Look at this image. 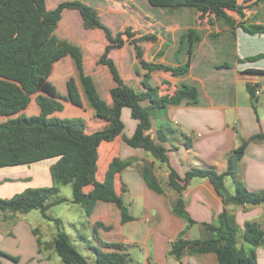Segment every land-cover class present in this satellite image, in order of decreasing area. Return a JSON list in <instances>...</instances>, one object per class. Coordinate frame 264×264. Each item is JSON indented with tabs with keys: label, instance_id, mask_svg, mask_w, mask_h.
I'll list each match as a JSON object with an SVG mask.
<instances>
[{
	"label": "trees",
	"instance_id": "16d2710c",
	"mask_svg": "<svg viewBox=\"0 0 264 264\" xmlns=\"http://www.w3.org/2000/svg\"><path fill=\"white\" fill-rule=\"evenodd\" d=\"M11 3L17 11H24V17L30 26V33L10 46L0 45V73H12L20 78L21 89L25 97L35 95L38 108L36 114L21 112L0 120V167L30 164L42 159L56 157L50 165L52 184L43 187H27L9 198L0 197V210L12 213H27L38 209L44 217L51 204L63 203L66 198L59 196V189L63 185L71 186V202L80 205L85 216L89 217L98 201L114 203L121 212L122 221L132 217L127 213L122 197L115 190V175L133 165L131 160H123L118 156L107 163L101 180L97 179L98 155L100 139L106 143L112 142L121 135L124 128L122 109L127 107L131 117L137 120L136 128L130 137H123L127 145L141 148L155 160L167 167V182L174 189L178 197L172 205V212L183 218L188 227L195 221L188 215L182 193L192 178L208 179L224 205L223 211L217 216L214 223H202L206 231L204 238H186V228L183 229L170 243L169 254L178 260L185 253L214 252L218 256L219 264H256L253 248L264 244V231L256 221H246L242 230L236 226L232 216L226 210L228 205L243 206L259 205L264 203V190L250 191L236 177V166L244 154L247 141L242 139L240 145L230 151L227 156L226 170L217 172L212 166L191 167L183 177L170 165L167 148L162 144L163 139L156 141L150 134V111L154 108H165L171 104H179L185 100L190 104L198 101V89L195 85L181 83L164 94H159L160 86L149 83L150 73L154 70L169 72L177 76L186 73L191 65L193 47L200 41L201 36L194 27H189L181 36L180 42L186 39L187 57L184 64L171 66L162 62H147L143 59L144 41L155 42L157 35L152 32L136 33L131 27L113 33L99 17L98 11L85 1L64 0L53 9L46 8V0H27L35 7L36 15H28L22 6L14 5L17 0H0ZM263 0H148L153 7L163 9L190 8L198 12V19L213 23V18L222 19L233 30L241 28L248 34H264V23L252 21L247 15L249 10ZM65 9H75L81 15L83 26L86 29H99L106 40L103 51L97 62L107 67L114 83L109 88L111 102L108 103L99 94L93 77L88 74L83 65V54L78 45L65 39H58L42 47L41 34L53 29L62 17ZM236 15L238 18H236ZM38 18L35 25L34 18ZM31 26H34L31 29ZM133 47L135 57L145 71H136L140 78L141 89L137 90L128 85L121 76L114 60L109 56L113 49H119L124 44ZM182 45V44H181ZM69 57L77 71L86 105L93 110V117L104 122V126L88 131L87 122L81 117H57L65 107L56 85L48 78L43 65L56 59ZM264 57V53L251 57L255 60ZM221 66H227L222 64ZM252 73L264 74V70H251ZM165 84L170 82L164 81ZM248 92L253 95L254 85H248ZM147 100V104H142ZM17 103H24V97L18 98ZM15 104H0V115L10 112ZM258 134L253 138H262ZM191 145L186 142V147ZM98 172V173H97ZM102 172V169H101ZM147 186L163 194L160 183L148 172H142ZM233 179L234 193L226 191L224 178ZM90 186L89 190H85ZM121 191L124 186L121 184ZM54 197V198H52ZM52 198L48 203L47 200ZM50 219V218H49ZM52 220V219H51ZM56 233L52 241L43 242L37 238L38 248H52L64 264H88L87 259L75 248L70 236L61 228V221L54 220ZM110 229L111 225H104L96 221L92 225L94 243L92 250L94 264H128L129 255L124 252L125 245L119 242H107L100 238L98 229ZM35 232V230H34ZM241 237L250 249L236 245L237 238ZM0 256L12 261L18 257L0 251ZM155 264V263H153Z\"/></svg>",
	"mask_w": 264,
	"mask_h": 264
},
{
	"label": "crops",
	"instance_id": "0c3cea01",
	"mask_svg": "<svg viewBox=\"0 0 264 264\" xmlns=\"http://www.w3.org/2000/svg\"><path fill=\"white\" fill-rule=\"evenodd\" d=\"M146 1L148 3V0ZM262 4L264 0L250 9L246 16L249 15L252 21L264 23V11L261 13L259 9ZM108 7L111 10L108 12L123 13V9L116 10L119 9L118 6L109 4ZM119 7L123 8L122 5ZM128 7V10H132L137 18H144L143 23L146 19L154 20L151 19L154 14L149 16L138 13L131 0ZM97 8L100 10L99 6ZM160 9L163 10L164 15L160 19H166L172 12H179L184 8ZM153 17L158 18L156 15ZM217 20H213L212 24L205 27H194L197 31L203 32V36L200 35V41L193 47L192 61L186 77L189 79L188 84L195 85L198 89L197 103L190 104L183 100L179 104H171L164 108L165 118L177 125L179 131H175L166 123V119L161 117L153 124L151 123L149 132L156 141H159V138L164 140L162 144L167 148L169 163L180 177H183L191 167L212 166L219 173L225 171L227 154L238 147L242 139H245L247 144L242 158L237 163L236 177L248 190L262 191L264 190V136L262 138L253 137L258 134L264 135V74L252 73L251 70H264V57L255 60L251 57L264 53V34L251 35L241 28L233 30L227 24L217 29L213 28ZM188 28V26L185 27L180 37ZM178 29L180 27L175 24L163 25L161 32L164 31L168 37H172ZM156 33L158 40L150 43L151 45L158 44L157 47L161 48L167 45L170 49L175 45L172 42L166 44L165 41H161L160 33ZM213 38L222 40L212 41ZM223 46H227L229 50L225 52ZM161 48H157L154 52L163 55ZM222 64H227V66H221ZM155 71L157 70L150 73V77ZM169 76L172 81L176 79L174 75ZM248 85L255 86L253 95L248 92ZM136 88L140 90L141 86ZM170 90L160 91L159 94L162 95ZM147 103V100L142 102V104ZM136 125L137 120L132 119L128 135L123 132L126 128L125 124L121 135L112 142L106 143L109 153L110 151L112 153L107 157L103 155L102 172L97 175V179L101 180L104 168L114 154L123 160L133 161L132 166L116 174L114 179L115 190L121 195L122 201H124V196H128L126 204L124 202L123 204L127 213L132 217L127 221H122L120 209L116 206L118 212L115 214L119 216L117 236L120 241L118 242L125 245V248L141 250L139 251L141 264H219L218 256L214 252L185 253L180 260L169 254L170 243L185 228L186 238H204L206 231L201 224L214 223L223 211L224 205L208 179H190L182 196L186 211L195 223L187 227L184 219L172 212V205L178 194L168 185L167 169L161 170V165L149 153L141 148L130 147L123 140V137L132 135ZM186 142L191 145L189 148L186 147ZM55 160L49 161L51 163L36 161L30 164L7 166L11 177H0V184L10 185L7 186L9 188L0 187L2 194L0 196L9 198L14 193L23 191L30 186L33 177L35 182L37 181L36 176L38 175H44L46 186H50L52 178L49 168ZM143 170L154 176L159 183V177L166 179L165 188L160 184L163 194H158L147 186L142 174ZM46 171L49 172V180ZM19 181L23 183L17 184ZM121 184L124 186V191L120 189ZM224 185L228 193H234V183L230 176L224 178ZM90 188L88 186L85 190ZM109 203L102 201L96 203L87 219L91 229L96 221L111 225L106 222L108 212L112 210ZM226 210L239 230L243 229L246 221H256L264 231V203L245 207L228 205ZM33 229L36 230L35 233L39 232V229L33 227L29 221L22 219L10 231L0 232V251L18 257L16 262L2 257L0 258L3 261L2 264H19L20 262L23 264H60L61 258L57 253L52 248L43 246L44 242L52 241L53 233H49L48 237L44 238L40 232L39 235L35 234ZM100 229L103 228L98 230ZM112 230L111 225L107 232H112ZM37 238L43 242L40 249ZM253 250L256 264H264V244L254 247ZM124 252L129 255L131 261L130 253L126 249Z\"/></svg>",
	"mask_w": 264,
	"mask_h": 264
},
{
	"label": "rangeland",
	"instance_id": "374dc122",
	"mask_svg": "<svg viewBox=\"0 0 264 264\" xmlns=\"http://www.w3.org/2000/svg\"><path fill=\"white\" fill-rule=\"evenodd\" d=\"M64 0H46V8L53 9L59 2ZM89 3L93 6L99 14L100 20L107 25L113 33L118 31H123L126 27H131L136 33H147L152 32L157 35L156 32H159L161 35V41H165L167 43H174L175 45L170 49L168 46H164V48L157 47V45L150 44L152 42L144 41L141 43L143 47V59L147 62H157L161 61L162 63L176 66L179 64H184L187 56V44L186 39H184L183 43L180 42V33L188 27H205L207 21H201L198 19V12L194 9H180L179 12H172L166 19H160L164 17L163 10L160 8L150 6L146 0H131L132 4L135 6L138 13L146 14V15H156L158 18H154L151 16V19L154 20H145L143 17H136V14L132 12V10H128L130 0H81ZM106 2V3H105ZM109 4L114 6H118L119 9L122 10L123 13L120 12H108L111 11L108 9ZM14 5L22 6L28 15H36L35 7L28 3L27 0H17ZM99 6V9L97 6ZM119 5H122L123 8H120ZM253 8V7H252ZM251 8V9H252ZM260 12L264 11V4L260 7ZM25 12L17 11L11 5V3L5 1L0 3V45L1 46H10L21 38L25 37L30 33V26L27 25L28 21L23 18ZM235 16V15H234ZM237 17V16H235ZM35 25L38 22V18L33 17ZM213 20H217L213 18ZM175 24L180 27L173 34L172 37H168L167 33L162 31L161 28L163 25ZM162 25V26H161ZM225 23L222 19L217 20L213 28H218L224 26ZM34 26H31V29ZM155 32H154V31ZM201 36H203V32L198 31ZM58 39H65L72 44L78 45L81 48L83 54V65L85 71L90 74L96 84L97 90L101 97L105 99L107 102H110L111 98L109 95V88L112 87L113 81L111 79L110 73L106 66L101 65L97 62L99 56L101 55L104 45L106 44L105 37L103 33L99 29H86L83 26V21L79 12L75 9H65L62 12V17L58 24L51 30L45 31L41 34L40 42L42 47L47 46ZM158 40V36H157ZM156 40V41H157ZM222 40L213 38L212 41ZM182 44V45H181ZM160 49L163 55H158L154 51L156 49ZM223 50L227 52L229 48L223 46ZM159 52V51H158ZM109 56L114 60L115 64L118 67V70L121 76L124 78L126 83L132 87H139L141 76L136 73L139 71L143 73L145 69H143L140 65L139 60L135 57V53L133 47L129 44H124L119 49H113L110 51ZM43 68L46 70L48 78L56 85L58 91L65 96L62 101L64 104V108L60 112H55L54 115L57 117H81L87 122L88 131H93L98 128L104 126V122L98 121L93 117V110L86 105L83 92L78 81L77 71L74 66V62L69 57H64L61 59H56L51 62H48L43 65ZM168 74V75H162ZM169 72H163L161 70L155 71L149 79V83L151 85H158L161 88L162 92L166 90L173 89L174 86L178 85L177 83H189L188 77H186V73L182 75H178L175 78V82L171 80V76H169ZM167 76V77H163ZM169 76V78H168ZM178 78V79H177ZM164 81L170 82L169 84H165ZM175 83V84H174ZM139 90V88H136ZM24 103H17L18 98H23ZM35 95L25 97L22 89H21V80L19 77L12 73H0V104H15V107L12 111L6 112L4 115H0V120L8 118L10 116H16L17 114L24 112L26 114H36L38 113V108L35 102ZM124 114L122 116V121L124 123V127L126 124V128L123 131L125 135H128V131L130 128V121L133 119L130 114L129 108L123 109ZM164 118L166 123L174 128L175 131H179L178 126L172 124L165 118L164 108H154L150 111V119L153 124L154 121L159 120L160 118ZM175 133V132H174ZM133 134V133H132ZM169 134V133H166ZM169 136V135H168ZM170 140V139H169ZM99 161H98V172L101 173V169L104 165H102V157L105 154L107 157L112 151L109 153V148L106 147V142L103 139H100L99 143ZM114 151V150H113ZM117 154H114L116 156ZM56 159V157L49 159H42L39 161L49 162ZM51 163V162H49ZM161 170L165 171V164H161ZM46 164V163H43ZM7 166L0 167V177H11L9 174V169ZM97 172V173H98ZM46 174L49 177V172L46 171ZM37 181L35 182V178H32L29 187H43L46 186V182L44 181L43 176H36ZM160 184L162 187H166V179L164 177H159ZM1 181V179H0ZM3 183V182H2ZM23 183L19 181L17 184ZM2 185V184H0ZM10 184L5 183L0 187L9 188ZM16 186V184H14ZM36 185V186H34ZM18 193V192H16ZM15 194V193H14ZM0 195H2L0 193ZM59 196L66 198V201L58 204H51L46 210V215L48 218L44 217L43 214L38 209H33L27 213H12L10 211H1L0 210V232L10 231L18 222L22 219H26L30 222L33 227L39 229L41 236L44 238L48 237L49 233H56V225L54 220L59 219L61 221V228L64 232H66L71 240L75 248L87 259L88 264H94V254L92 250V245L94 243L92 237V229L88 225V217L85 216L83 208L71 202V186L70 184L63 185L59 189ZM1 197V196H0ZM4 198V197H1ZM54 198V197H52ZM52 198H49L47 202L49 203ZM128 196H124V203L126 204ZM112 210L108 212L107 215V224H111L113 226L112 232L104 231L103 229L98 230V235L100 238L107 242H118L120 241L117 236V223H118V215L115 212H118V209L115 204L109 203ZM114 211V212H113ZM128 211L131 210L128 208ZM50 218V219H49ZM52 219V220H51ZM35 229H33L34 232ZM38 231V230H37ZM36 232V230H35ZM34 232V233H35ZM39 232L35 233L39 235ZM45 243V242H44ZM236 245L238 247H243L246 251L250 247L246 242L243 241L241 237L237 238ZM127 252L131 255V261L129 264H141L140 260V252L138 248H125ZM3 256H0L2 258ZM5 258V257H3ZM3 261L0 260V264ZM19 264H23L20 262ZM60 264H63L60 259Z\"/></svg>",
	"mask_w": 264,
	"mask_h": 264
},
{
	"label": "built area",
	"instance_id": "2783aa9c",
	"mask_svg": "<svg viewBox=\"0 0 264 264\" xmlns=\"http://www.w3.org/2000/svg\"><path fill=\"white\" fill-rule=\"evenodd\" d=\"M256 93H258V91H256Z\"/></svg>",
	"mask_w": 264,
	"mask_h": 264
}]
</instances>
